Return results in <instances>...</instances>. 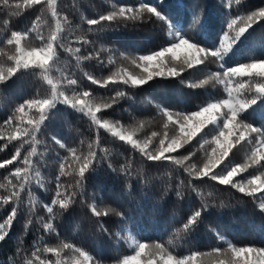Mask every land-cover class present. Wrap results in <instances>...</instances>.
<instances>
[{
  "label": "trees",
  "instance_id": "trees-1",
  "mask_svg": "<svg viewBox=\"0 0 264 264\" xmlns=\"http://www.w3.org/2000/svg\"><path fill=\"white\" fill-rule=\"evenodd\" d=\"M141 4L155 7L167 21L141 13L143 19L138 20L104 21L92 28L86 23L87 19H98L114 9H138ZM260 8H264V0H56L59 15L54 17L46 4L28 6L24 0H7V3L0 0V66L3 69L11 66L5 53L10 46L6 40L12 31L28 33L23 43L39 48L44 46L40 36H50L59 23L64 44L57 50L55 60L49 62V71L21 69L0 84V162L11 159L20 148L18 161L0 169V184L4 185L0 196L9 194L10 180L12 184L17 183L11 173L15 167L26 166L25 157L31 160L33 176L21 193L22 203L15 221L10 230L5 229L7 235L0 240V264H29L35 261V252L44 264H72L73 258L81 264H115L123 256L134 253L139 243L162 245L177 258L191 257L193 252L200 257L215 252L216 248L264 249V209L260 207L264 196L260 194L248 196L238 190L239 186L233 188L210 177L190 175L192 170L184 171L187 168L184 164L148 161L131 144L93 124L90 116L60 102H55L47 111L35 134V143L32 137L27 138V143L8 141L7 137L16 128L15 124L4 123L9 116L19 117L16 123L23 128L29 119H38L36 106L25 105L19 113L16 109L25 100L51 98L52 86L48 83L51 80L70 97L73 91L89 92V98L103 104L101 115L130 125L138 132L152 130L160 137V129L168 128L158 124L166 112L187 115L199 111L207 103L221 100V90L195 85L186 69L176 77H153L139 86L124 84L113 69L124 66L129 58L150 55L167 47L175 42V32L210 49L222 42L230 43L235 26L229 30L228 21L236 16L244 19ZM251 24L222 60L216 61V70L223 71L221 64L227 68L264 59V19L253 20ZM225 32H229L228 38L224 37ZM69 47L72 53L66 50ZM89 56L92 59H83ZM85 73L101 84H93ZM65 77L77 79L78 85L68 88ZM109 77L117 83L102 86ZM235 80L243 82L248 78ZM253 92L254 89L243 93V99H252ZM104 105L110 107L105 109ZM240 118L264 131V97L258 98ZM54 137L65 147L61 148ZM202 137L198 133L171 155L202 160ZM90 152L98 153L100 162L78 187L76 171L84 156L91 159ZM226 159V164L214 171L226 170L232 164L233 159ZM36 172L40 174L38 180ZM56 176L61 177V193L66 188L69 196L76 193L74 202L66 210H60L58 203L51 205L53 198H61L56 196ZM45 204L54 209L52 230L43 228L49 222ZM11 207L0 200V223L7 218ZM92 207L101 213L99 218L92 214ZM196 211H201L200 217L186 230L184 225ZM65 244L69 247L65 248ZM48 248H55L56 252L46 251ZM76 248L87 253V258L76 252Z\"/></svg>",
  "mask_w": 264,
  "mask_h": 264
},
{
  "label": "snow or ice",
  "instance_id": "snow-or-ice-1",
  "mask_svg": "<svg viewBox=\"0 0 264 264\" xmlns=\"http://www.w3.org/2000/svg\"><path fill=\"white\" fill-rule=\"evenodd\" d=\"M4 2L7 3V0H4ZM24 3L28 6L46 4L52 10V15L54 17H58L59 15L56 9V0H24ZM129 13H132V15H129ZM141 13L147 14L149 18L154 16L161 21H167V18L164 17L163 14L155 7L141 4L138 9L121 7L118 11H113L108 15H100L98 19H87L86 23L89 28H92L104 21L117 22L119 20H138L143 19ZM63 19L67 22V17H64ZM261 19H264V8H260L255 12H250L247 16L248 21ZM238 20H241L240 16L230 19L227 23V28L229 30H233L234 26L238 27V31L235 32V35L231 38L230 43L225 44L222 42L219 47H215L213 49L200 46L194 43L191 37H186L184 34L175 32L173 37L175 42L170 43L167 47L161 48L159 51L152 52L150 55H142L139 57V61L143 63L137 64V67H141L142 71L146 73V75L143 77H137L135 75H128L125 73L126 78L122 76V82L126 85L131 83L132 86H139L152 80L153 77H162L165 75L171 77L178 76L180 72L184 71V68H181L178 71L174 67H169L165 70L163 66L165 64L166 54H170L173 61L182 60L188 69L203 64L208 56H211L214 60H222L223 56L231 49L232 45L252 26L251 23H246L244 26L239 27L237 25ZM5 23L7 24L8 21H5ZM168 26L170 29L169 35L172 36V25L169 23ZM27 35L28 33L26 32L12 31L10 37L7 38L6 43L7 45L15 47V54L7 57V61L12 62L11 66L7 68V72H5L3 67L0 66V84L7 81L21 69L33 71L41 69L45 72L49 71V62L54 61L57 57V50L64 47L59 23L57 24L56 30L53 31L50 36H40L41 42L44 45L41 48H31L26 50L21 47V41ZM224 37L228 38L229 32H225ZM82 42L88 43V41ZM66 50L69 53L73 52V49L70 47ZM77 59L79 60V57H77ZM83 59L88 60L92 59V57H84ZM220 67L223 68V77L226 78L222 82L226 84L228 98L221 99L216 102H209L205 106L200 107L199 111L190 112L187 115H184L182 119L176 121H173L171 114L166 112L165 115L168 117V120L172 121L174 124L177 134L172 136L170 139H162L157 135V133H152V137L154 139H159L160 146L155 151L149 149V144L147 142L141 145L137 140H134L133 133L117 130L106 121L102 122L99 120L97 118V113H99L101 109L98 106L93 107L88 102V98L90 96L89 92L85 91L80 93L78 91H73V95L70 98L65 91H60L57 85L53 84L51 80H48V83L52 86L51 98L43 100H25L24 103L20 104L16 109V112L19 113L23 112L25 105L30 108L32 106H36L39 111L38 119H29L27 121V126L23 128L20 127L19 123H16V120H18L19 117L14 119L13 116H9L8 119L4 121L6 125L15 124L16 128V131L7 137V140H23L27 143V138L32 137L33 142L35 143V134L45 120L47 111L54 105L55 102H60L70 106L80 113H83L85 116H90L93 124L99 126L100 128L107 129L111 132L113 137L118 138L120 141L131 144L133 149H138L140 154L143 157H146L148 161H168L175 165L183 166L184 161L187 160L188 157L177 158L172 156L171 153L182 148L185 144L191 141L197 133H200L201 130L205 128V126L216 125L219 127L220 120L222 119L223 126L220 129L219 134L213 137L215 147H212L211 152L208 153L209 158L207 162L204 163L202 168L197 169L193 167L191 172H189L188 168H184V171L189 172L190 175L194 174L196 177H210L211 180L218 181L221 185H230L233 188H237L238 185L233 182V177H235L238 173L244 172L245 169L250 166L264 167V152L260 151V148H264V138L257 141L258 147L253 149L251 165L235 164L226 171L214 170H217L218 166L227 161L226 158L229 157L234 145H240L242 141L246 140V132L264 137V131L253 127L249 123H244L243 119L240 118L241 113L254 104L258 98L264 97V59H253L250 63H241L235 67L227 68L221 64ZM216 75L219 76L220 73H217ZM85 76L93 84H101V82L94 79L93 76L88 75L87 73H85ZM234 77L238 79L247 77L248 80H245L244 82H235V87H232ZM64 79L67 80L68 88H73V86L78 85V81L75 78L65 77ZM109 82L117 83V81H112V78L109 77L107 80L103 81L102 86L107 87ZM246 84L247 88H245ZM253 89V98L250 100L241 101L236 99L233 95L234 93L241 92V90L248 92ZM81 96L82 98H76ZM108 107H110V105H104L105 109ZM225 109L226 111H224ZM238 117L240 118L239 124H237ZM250 138L251 137L249 136L248 139ZM53 139L60 145L61 148L65 147V145L60 143L59 140H56L55 137ZM70 151L74 152L75 150L70 149ZM257 152H259V155H257ZM19 155L20 148H17L16 154L12 155L11 159H5L0 162V169H4L8 165H11L13 161H18ZM89 155L91 156V159H89L88 156H84L82 158L83 162L76 171V175L78 176L76 183L78 187L86 179L87 173L94 167V165L100 162L97 160L98 153L90 152ZM24 163L26 165L25 167H15L14 172L11 173V176L17 183L12 184V181L10 180L9 183L11 184V190L9 191V194L0 196V200L3 201L4 205H12L7 218L3 221V223H0V240H3L7 235L5 229L10 230L13 222L15 221L22 203L21 193L33 179L30 171L31 160L25 157ZM109 167H111V164H109ZM60 170L62 173L64 172L63 163L60 165ZM113 171H115V169H113ZM39 176V172H36L35 178H37V180L39 179ZM60 179V176H56V196L61 198L59 200L53 198L51 205H56L58 203L60 210H66L69 208L70 204L74 202L76 193H72L69 196L67 188L65 189V192L61 193ZM246 183L248 185L247 189L243 185L239 186L238 190L241 193L252 197H255L257 194L264 196V176L252 175ZM0 188H4V185L0 184ZM51 205H44L49 213V222L43 224V228L45 230H52L53 227L51 221L54 218V209ZM260 207L264 209V203H261ZM91 212L97 218L101 215L95 207L91 208ZM105 215H107V213H105ZM117 215H119V213H117ZM200 215L201 211H196L192 218H190L184 225V228L187 230L189 226L194 225L196 218L200 217ZM29 224H31V221H29ZM27 226L28 225H26V227ZM101 227L103 226L101 225ZM104 230L106 231V229ZM64 247L67 248L69 245L65 244ZM155 247L158 250H163L162 245L157 244ZM148 248V244L139 243L138 247L135 249V254L123 256L122 260L118 261V264H188L190 259L193 261V264H195L194 258L198 255L197 252H193L191 257L185 256L177 258L171 253H167V255H159L152 252H146V249ZM46 251L55 253L56 249L48 248ZM214 251L219 253L221 249L216 248ZM76 252L87 258V253L83 252L80 248H76ZM253 252H258L261 255L258 258H253ZM33 255L35 256V261H39V264H44V261L40 260L38 252L33 253ZM145 256L148 258H143ZM35 261L29 262V264H35ZM72 264H81V261L73 258ZM217 264H264V249L233 248L232 259L230 261L221 259L217 262Z\"/></svg>",
  "mask_w": 264,
  "mask_h": 264
},
{
  "label": "rangeland",
  "instance_id": "rangeland-1",
  "mask_svg": "<svg viewBox=\"0 0 264 264\" xmlns=\"http://www.w3.org/2000/svg\"><path fill=\"white\" fill-rule=\"evenodd\" d=\"M114 11H118V9H114ZM252 21H248L247 17H245L244 19H241L240 21H238L237 25L239 27L244 26V24L246 23H251ZM234 35L235 32L238 31V27L235 26L234 28ZM225 41L227 42V39H225ZM21 47L25 48L26 50L31 49V48H38V47H31L26 45L25 43H23V41H21ZM43 47V46H41ZM39 47V48H41ZM7 56L10 55H14L15 54V47L14 46H9L7 52L5 53ZM6 56V57H7ZM7 61V60H6ZM217 60H214L211 56H208L204 63L199 65V66H195L191 69H188L186 67V65H184L182 60H176L173 61L171 58L170 54H166L165 57V64H164V68L165 70L169 67H174L177 70H180L181 68L186 69L185 71L187 72V74L192 78V81L195 85L198 86H204V87H215L218 90H221V94H222V99H226L228 98V92H227V87L226 84L223 83L222 81L225 80L226 78L223 77V71H219L216 70L215 67L217 66ZM8 64H11V62L7 61ZM143 62L139 61V58H129L126 62V64L124 66H116L113 71L116 73L114 74L115 76H117L119 79H121L122 76H125V73H127L128 75H135L137 77H143L144 75H146V73H144L142 71L141 67H137V64H141ZM8 67L4 68L3 70L5 71ZM220 73L219 76H217L216 74ZM234 83L232 85V87H235V82H237L235 80V77L233 78ZM244 82V81H243ZM245 88H247V84L245 85ZM242 93V94H241ZM243 93H245L243 90H241V92L239 93H234V97L236 99H239L241 101H243ZM70 97V96H69ZM71 98V97H70ZM76 98H82L81 97H76ZM88 102L93 106V107H100V109L103 108V104L95 101L94 99L88 98ZM226 111V109L224 110ZM172 116V120L176 121L179 119H182L184 115H171ZM97 118L99 120L106 121L108 124L112 125L113 127H115L117 130H122L125 132H131L133 133V139L137 140L141 145L144 143H148L149 144V149L152 151H155L156 149H158L159 145V139H154L152 137V130H149L147 132H138V129L130 126V125H124V124H120L115 122L112 119H109L107 117H105L104 115H101L100 113H97ZM160 120V119H159ZM163 121H158V124L160 125H166L168 128H164L160 129V138H171L172 136L177 134V131L175 130V126L172 123V121L168 120V117L164 114L163 118L161 119ZM240 123V120L237 118V124ZM223 126V122L222 119L220 120V124L219 127L216 125H207L205 126L204 129L201 130L200 132V136H204L202 137L203 139L201 140V144L203 145V152H204V156L202 158V160H195V157H190V160L184 161V165L192 170L193 167L199 169L202 168L204 163L207 162L208 160V153L211 152L212 147H215V144L213 143V137L217 136L219 134L220 129ZM242 130V128H241ZM198 134V133H197ZM238 134V133H237ZM251 137L250 139H248V137ZM264 137H260L257 136L256 134H250L246 132V140L242 141L240 145H234L233 149L230 152L229 158L233 159L232 164H230L227 169H229L231 166H234L235 164H248L251 165V158L253 155V149L258 147V143L257 141H259L260 139H262ZM261 152H264V148H260ZM257 155H259V152H257ZM226 164V163H224ZM225 166V165H224ZM226 169V170H227ZM225 170V171H226ZM246 172V174L244 175V173ZM252 175H262L264 176V167H257V166H250L247 167L245 169L244 172L242 173H238L235 177H233V182L236 183L238 186L243 185L245 186V188L247 189L248 185H247V180L250 179V177ZM149 248L146 249V252H152L154 254H159V255H167L168 252H166L164 249L163 250H158L156 249V243H149ZM138 247V246H137ZM245 248H250V247H245ZM232 249L233 248H228V249H221V251L219 253L217 252H213V253H209V254H203L200 257H195V264H217V262L221 259H225V260H231L232 259ZM252 249H257V248H252ZM134 253H132L131 255H134ZM261 254L258 252H253L252 256L253 258H258ZM143 258H148L147 256L143 257ZM115 264H118L115 263ZM188 264H193V261L190 259L188 261Z\"/></svg>",
  "mask_w": 264,
  "mask_h": 264
}]
</instances>
